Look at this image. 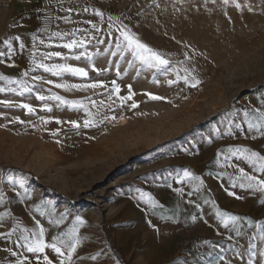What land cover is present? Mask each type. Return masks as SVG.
<instances>
[{"label":"rangeland","instance_id":"obj_1","mask_svg":"<svg viewBox=\"0 0 264 264\" xmlns=\"http://www.w3.org/2000/svg\"><path fill=\"white\" fill-rule=\"evenodd\" d=\"M247 5L252 11L223 0H0V74L22 82L0 81V101L10 102L0 103L1 263L14 264L24 236L43 227L47 242L76 229L72 264H217L220 256L246 264L248 251L264 264V195L239 187V169L264 173L235 152L264 156V136L248 128L264 110V0ZM125 28L168 68L118 49ZM72 39L85 46L65 48ZM40 63L88 76H53ZM189 73L198 86L191 76L185 83ZM112 81L120 97L131 86L132 99L110 96ZM96 82L105 87H71ZM220 214L241 219L225 228Z\"/></svg>","mask_w":264,"mask_h":264},{"label":"snow or ice","instance_id":"obj_2","mask_svg":"<svg viewBox=\"0 0 264 264\" xmlns=\"http://www.w3.org/2000/svg\"><path fill=\"white\" fill-rule=\"evenodd\" d=\"M224 4H232L237 10H243L244 6L248 7V11H252V8L250 5H247V0H245V4L242 5L239 0H223ZM97 15L102 16V13H97ZM93 28H96V25H93ZM120 36L122 37V40L120 43L117 44V48L121 49V51H127L131 53V56L139 60L143 65L147 66L150 69H155L157 71L160 70H166L170 64V61L165 58L161 53L158 51L152 49L145 43L141 42L138 37L135 36L134 33H130L126 28L125 29H120ZM57 36H60V33H56ZM17 40H19V37H16ZM33 42H34V47H35V41L37 39L36 36H33ZM41 44L44 43L43 40L40 41ZM85 46V41L80 40L77 41L76 39H72L71 42H68L64 44V47L67 49H75L77 47H84ZM20 48H24V44H20ZM9 49H11V44L9 43ZM5 53H0V56H4ZM79 58V57H77ZM2 62V61H0ZM35 63V60L33 61ZM15 66V65H11ZM37 67L43 68L45 72L51 73L53 76L60 77L64 74H71L73 76H78L81 78H87L88 72L84 68L80 67H73L67 64L59 65L57 67H50L47 64L40 63L37 65ZM95 71L96 69L93 68ZM118 74H119V70ZM24 76H27L28 73L25 72L23 74ZM189 76H191L192 83L190 84L191 87H196L199 85L200 81L194 76L189 73L188 75H185L183 77L185 83L189 82ZM34 79H37L34 77ZM177 79H180L179 74H177ZM0 81H6L9 84H19L22 83L21 81H15L11 80L8 77H5L4 75L0 74ZM159 81H157L158 83ZM175 81L173 80H168L167 83L169 85L173 84ZM48 83H52V81H48ZM57 88H65L67 89L69 86L65 84H56L55 85ZM71 87L76 88L77 90L80 89H96V88H104L105 85L101 82H96V83H89L85 85H72ZM6 91L5 88L0 87V92ZM24 91L28 92L31 91L30 88H28L26 85L24 86ZM120 88L116 84V81H112V89L111 93L109 94L110 96L112 94L117 95V99L120 100L121 104L126 102L127 100H131L132 96L134 95L131 92V86H129V95L126 97H120L119 96ZM149 95L150 99L153 100H160L163 99L162 97L155 96L152 94H147ZM37 99L39 100H44V96H38ZM55 99L60 100L61 98L59 96L55 97ZM62 103L67 104L68 101H61ZM0 103H10L8 101H0ZM95 103V102H93ZM100 103H104L101 101ZM73 107H82V105H77L76 102H72ZM20 107L27 109L29 113L34 112L35 109H33L30 105L28 104H22ZM131 107L136 108L138 107L137 104L133 103ZM50 110V109H49ZM87 111V110H85ZM88 116L91 117L92 113L87 112ZM248 113L245 112V116H247ZM115 119V117H112ZM44 123H48V121H44ZM56 123H61V121H56ZM74 128H79L80 125L79 123L75 121L70 122ZM96 121L94 119H86L84 121V127H91L94 126ZM248 128L250 131H254L256 133H259L261 136H264V110L260 111V116L259 120L256 123L249 122ZM255 136H253V139ZM236 153H243L244 155L241 157L245 161H247L248 164L252 165L253 167H257V170L260 171L261 173H264V156L260 155L259 153L255 152H250L247 149H236ZM240 171V178L242 181H246V183H240L239 187L244 188V189H249L252 192L256 193L259 192L262 195H264V178H257L255 175H250L247 172H245L243 169H239ZM183 177L185 178H192L193 174L190 171L185 170L183 172ZM233 187H236L235 182H233ZM229 195L235 196L236 194L234 192H229ZM144 194H142L143 196ZM237 199H240L239 196L236 197ZM151 199V197H149ZM0 200H2V197H0ZM261 204H264V199L260 200ZM221 215L222 223L224 224V227L227 228L229 226V222H232L235 224L237 221H239L241 218L238 216H229L227 219L223 218V214ZM76 220L78 221L79 224H84L85 221L77 216ZM55 223H59V221H55ZM15 229H13V232ZM8 236H11L12 233H8ZM69 235L70 239L65 240L60 237H56L53 242H47L45 240V229L43 227L39 228V231L36 233H32V237L34 238H29V236H24V241H25V246L27 248V251L34 254L36 257V264H54L53 260L49 258L48 254L46 253V249H51L57 257H59V264H72L73 262V257L74 254L77 252V248L80 245L81 241L76 233V229L73 228V230L67 234ZM256 237H253L255 239ZM231 239V237H229ZM259 240L261 242H264V230H262L259 234ZM250 247L254 248L255 245H250ZM63 249H66L63 250ZM5 251H9V249H5ZM12 255L15 256L16 253L12 252ZM238 256L243 258V253H237ZM254 253L251 251H248V258L246 261V264H258L256 260H254ZM261 258H264V251H262L260 254ZM95 259V257H93ZM16 264H29V261L27 258L25 259H17ZM217 264H232L231 260H225L224 256H220L219 260L217 261Z\"/></svg>","mask_w":264,"mask_h":264},{"label":"crops","instance_id":"obj_3","mask_svg":"<svg viewBox=\"0 0 264 264\" xmlns=\"http://www.w3.org/2000/svg\"><path fill=\"white\" fill-rule=\"evenodd\" d=\"M48 256H49L50 259L53 260L54 264H59L56 256H53L50 253L48 254ZM25 258L28 259L29 264H36V257H35V255L32 254V253H30V252H28L26 246L23 247V250L22 251H19L18 253H16L15 256L12 257V262L14 264H16L17 259H25ZM0 264H4V263H1L0 262Z\"/></svg>","mask_w":264,"mask_h":264}]
</instances>
